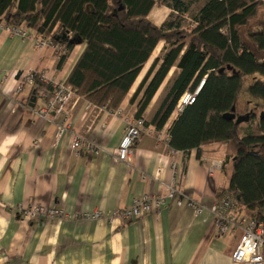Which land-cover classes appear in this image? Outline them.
<instances>
[{
  "label": "crops",
  "instance_id": "1",
  "mask_svg": "<svg viewBox=\"0 0 264 264\" xmlns=\"http://www.w3.org/2000/svg\"><path fill=\"white\" fill-rule=\"evenodd\" d=\"M171 14L168 7L155 6L149 18L161 26ZM31 32L30 40L0 31V264H237L231 256L241 231L221 237L208 210L196 215L171 202L128 224H110L108 219L31 222L18 214V206L41 205L71 214L101 211L109 218L129 208L134 199L163 197L173 183L210 207L228 189V170L232 173L229 165L223 170L222 145L204 147L198 159L196 150L175 151L168 140L156 138L157 133L167 137L176 117L162 131L149 126L155 133L138 140L130 164L118 159L126 122L135 118L131 97L154 60L164 55V43L154 50L117 110L99 107L75 92L65 121L62 115L37 117L35 110L44 105L42 93L52 82L68 80L86 45H77L58 68V49L38 47V36ZM175 70L148 107L146 121L157 111ZM33 93L36 101L31 106ZM64 124L101 147V154L74 153L71 134L58 136Z\"/></svg>",
  "mask_w": 264,
  "mask_h": 264
},
{
  "label": "trees",
  "instance_id": "2",
  "mask_svg": "<svg viewBox=\"0 0 264 264\" xmlns=\"http://www.w3.org/2000/svg\"><path fill=\"white\" fill-rule=\"evenodd\" d=\"M203 1L194 14L200 0H0V21L25 25L51 41L59 48L58 68L77 45L85 44L66 84L111 111L120 107L164 43V55L154 60L131 97L135 118L145 119L173 68L157 111L146 121L157 131L168 123L183 94L203 81L195 102L172 122L169 146L184 153L196 150L201 159L204 147L222 145L223 170L229 165L232 173L218 199L233 194L239 197V212L264 220V118L259 117L264 111V1ZM155 6L172 10L161 26L149 18ZM248 77L253 82L246 83ZM242 94L247 100H241ZM233 107L236 115L252 112L250 121L237 126L224 119Z\"/></svg>",
  "mask_w": 264,
  "mask_h": 264
},
{
  "label": "built area",
  "instance_id": "3",
  "mask_svg": "<svg viewBox=\"0 0 264 264\" xmlns=\"http://www.w3.org/2000/svg\"><path fill=\"white\" fill-rule=\"evenodd\" d=\"M0 31L7 32L12 36L22 39H33L31 29H28L25 25L16 26L8 24L6 21H0ZM35 41L36 45L40 48L54 46L51 41L45 38L38 37L35 38ZM203 83L202 81L196 91H187L183 94L172 116L178 115L186 106L192 105L195 102ZM74 96L75 91L69 87L66 82H52L50 89L42 93V97L45 98V103L42 107L35 110V115L43 119H49L51 114L54 116L62 115L66 121L69 116L67 107L72 102ZM65 132L71 134L72 140L70 147L77 155L82 152L94 155L101 154V147L74 132H70V127L66 124L61 127L58 136L63 135ZM153 133H155V131L146 125L145 119L134 118L128 120L126 122L123 138L117 150L118 159L121 162L130 164L135 144L142 136L152 135ZM168 134L167 137L164 138L163 133H157L156 138L170 141ZM173 167L174 169L176 168V166ZM209 172L212 174L213 168H210ZM155 178L156 180L159 179V173ZM171 202L179 208L186 207L192 209L196 215H201L206 210L210 211L214 218V224L221 237L234 234L236 231H241L240 241L231 256L235 263L264 264V220H260L257 214L251 216L241 214L238 211L237 203L233 195H224L216 199L210 207H206L203 203L195 200L191 195L185 193L173 183L167 187V193L163 197L144 196L139 199H134L129 208L123 211H116L109 218L101 211L71 214L61 208L45 207L41 205H30L29 207L18 206L15 210L25 220L31 222L40 219L48 221L93 220L102 222L108 219L110 224L113 223L114 220H120L123 224H128L155 210L162 209Z\"/></svg>",
  "mask_w": 264,
  "mask_h": 264
},
{
  "label": "water",
  "instance_id": "4",
  "mask_svg": "<svg viewBox=\"0 0 264 264\" xmlns=\"http://www.w3.org/2000/svg\"><path fill=\"white\" fill-rule=\"evenodd\" d=\"M64 35L62 37H59L57 38L58 40H60V38L64 39ZM36 93H33V97L31 99V106H34V103L36 101V97H35ZM251 114L252 112L248 113V114H245V115H236L235 113V108L233 107L231 112H228V113H225L223 115V118L226 119V120H230V121H234L235 124L238 126V125H241V124H244V123H248L251 119ZM260 119H263L264 118V111L260 113ZM237 199L239 200V197H237Z\"/></svg>",
  "mask_w": 264,
  "mask_h": 264
},
{
  "label": "rangeland",
  "instance_id": "5",
  "mask_svg": "<svg viewBox=\"0 0 264 264\" xmlns=\"http://www.w3.org/2000/svg\"><path fill=\"white\" fill-rule=\"evenodd\" d=\"M202 4H203V0H200V2L197 4V5H195L194 6V8H193V12H194V14L197 12V10L202 6ZM261 14H263V12H261ZM192 23V21H191V18H188L187 19V24H191ZM242 35H243V38L245 39L246 38V32L245 31H243V33H242ZM173 79V77L171 78V80ZM171 80H169V82H167V85H166V87L164 86V88H163V92H161V94H160V101H161V99L164 97V95H165V90L167 91V88H168V86L170 85V81ZM253 78L252 77H248V78H246V83H251V82H253ZM201 84V83H200ZM200 86V85H199ZM197 90V89H196ZM195 90V91H196ZM194 92V91H193ZM200 92V91H199ZM242 96H243V98L241 97V100H243V99H245V100H247V97L244 95V94H242ZM174 113V112H173ZM180 114V113H179ZM178 114V115H179ZM173 115V114H172ZM178 115H174V116H171V118L170 119H173L174 117H177ZM257 115H259V113L257 114ZM260 116V115H259ZM173 117V118H172ZM169 119V121H172V120H170ZM175 120V118L173 119V121ZM169 121H168V123H169ZM167 123V124H168ZM166 124V125H167ZM165 125V126H166ZM164 129V128H163ZM121 143V142H120ZM228 175L230 176L231 175V169H229L228 170ZM231 195H233V194H231ZM234 196V199H235V201H236V203H238V201H237V199H236V196L235 195H233ZM245 214H247L246 212H244ZM255 214V213H254ZM54 221V220H53ZM88 221V220H87Z\"/></svg>",
  "mask_w": 264,
  "mask_h": 264
}]
</instances>
